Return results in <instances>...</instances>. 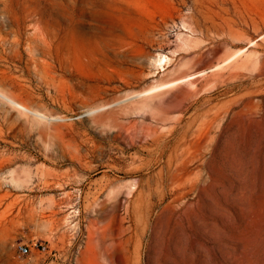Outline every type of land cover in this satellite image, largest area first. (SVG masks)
Returning <instances> with one entry per match:
<instances>
[{
  "label": "rangeland",
  "instance_id": "rangeland-1",
  "mask_svg": "<svg viewBox=\"0 0 264 264\" xmlns=\"http://www.w3.org/2000/svg\"><path fill=\"white\" fill-rule=\"evenodd\" d=\"M0 264H264V0H0Z\"/></svg>",
  "mask_w": 264,
  "mask_h": 264
},
{
  "label": "bare ground",
  "instance_id": "bare-ground-1",
  "mask_svg": "<svg viewBox=\"0 0 264 264\" xmlns=\"http://www.w3.org/2000/svg\"><path fill=\"white\" fill-rule=\"evenodd\" d=\"M157 155H159V159H158V161H159V162H162V161L164 160V158H165V151H162V152H160V153H157ZM171 161H172V158H171V159H167V163H162L163 165H162L161 172L164 171V168H163V167H165V166L168 165V164H171ZM141 168H143V167H141Z\"/></svg>",
  "mask_w": 264,
  "mask_h": 264
},
{
  "label": "built area",
  "instance_id": "built-area-1",
  "mask_svg": "<svg viewBox=\"0 0 264 264\" xmlns=\"http://www.w3.org/2000/svg\"><path fill=\"white\" fill-rule=\"evenodd\" d=\"M20 251L21 253H26L27 252V249L23 246L20 247Z\"/></svg>",
  "mask_w": 264,
  "mask_h": 264
}]
</instances>
